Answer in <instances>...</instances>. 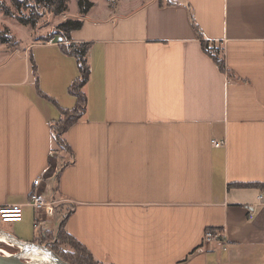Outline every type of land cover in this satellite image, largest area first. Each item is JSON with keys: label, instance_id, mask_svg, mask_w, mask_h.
<instances>
[{"label": "crops", "instance_id": "obj_1", "mask_svg": "<svg viewBox=\"0 0 264 264\" xmlns=\"http://www.w3.org/2000/svg\"><path fill=\"white\" fill-rule=\"evenodd\" d=\"M92 1L73 17L90 77L70 152H55L52 123L77 103V59L60 37L0 46V207L23 204L0 229L45 243L38 229L56 232L68 215V231L107 263L264 262V189L242 185L264 183V0ZM192 14L231 74L204 51ZM36 188L58 200L53 214L28 204ZM210 227L225 244L204 238Z\"/></svg>", "mask_w": 264, "mask_h": 264}, {"label": "trees", "instance_id": "obj_2", "mask_svg": "<svg viewBox=\"0 0 264 264\" xmlns=\"http://www.w3.org/2000/svg\"><path fill=\"white\" fill-rule=\"evenodd\" d=\"M15 3L20 7L23 5L26 0H14ZM34 4L32 5L35 10H32V13L27 16L17 15L16 17L24 24L36 25L38 20L39 11L36 10V7L43 6L44 8H50L56 13H62L66 9L65 0H33ZM79 9L82 15L87 13L90 8L93 6L92 0H79ZM7 13L12 14L11 10L8 7H5ZM192 23L197 31V34L202 40V47L218 67L222 71H227L229 74L232 71L226 64L224 48L221 44H216L215 42L206 39L201 33L198 24L196 23L193 14L191 15ZM83 18H67L62 21L57 26V31L47 34L42 37L41 40H50L56 37H62L60 44L62 48L67 52L75 56L78 63L79 75L72 81L69 86L70 92L77 97V103L72 108H63L61 107V116L59 119L55 120L52 123V136L54 139L55 152L57 153L60 150L72 151V148L65 136V133L68 129L77 122L86 111L87 96L83 89L85 84L88 82L90 77V65L87 58V53L90 48V43L80 42L76 43L73 41L71 32L74 29H78L83 25ZM59 40V39H58ZM15 41V43H14ZM20 40L10 32L9 28L0 29V44H6L8 46L13 45L17 46V43ZM32 70L37 77V64L31 57ZM257 185L264 189V183H243L242 185ZM68 215H64L59 223L57 233L49 229H38V236L40 240L45 241L49 246L56 251L63 259L67 260L72 264H105L101 260L95 258L93 253L83 244L79 239H77L66 227ZM208 229H221L217 227H210ZM207 229V230H208ZM56 233V236L53 239H50L49 235ZM68 248H64L63 246ZM8 248L16 249V245H8ZM113 264V263H109Z\"/></svg>", "mask_w": 264, "mask_h": 264}, {"label": "rangeland", "instance_id": "obj_3", "mask_svg": "<svg viewBox=\"0 0 264 264\" xmlns=\"http://www.w3.org/2000/svg\"><path fill=\"white\" fill-rule=\"evenodd\" d=\"M23 5L19 7L14 0H0V29L9 28L10 32L15 35L20 42L17 43V46H26V43L34 40H39L46 36L53 31H57V26L62 21L66 20L67 18H73L76 14L81 13L79 9V0H65L66 9L62 13H56L54 10L50 8H44L43 6L36 7V10L39 11L38 20L36 25L32 24H24L22 23L16 16H24L27 17L32 13V10L35 8L32 6L34 4L33 0H26ZM99 3H106L107 0H96ZM120 0H118L119 2ZM121 1H128V0H121ZM129 2V1H128ZM5 7H8L12 14L6 12ZM56 40L58 37L55 38ZM15 43V41H14ZM0 46L4 48L11 47L13 45L8 46L6 44H0ZM48 228L50 229H57V224L54 223L52 220L48 223ZM7 225V222L4 223ZM57 233V232H56ZM56 233L49 235L50 239H53L56 236ZM8 244L5 242L0 241V248H4L9 252H16L18 251L19 247L16 245V249L8 248ZM64 248H68L65 245ZM40 258H34L33 260L38 262L39 264H46V262L40 261ZM264 259V258H262ZM109 264V263H105ZM259 264H264V262H260Z\"/></svg>", "mask_w": 264, "mask_h": 264}, {"label": "built area", "instance_id": "obj_4", "mask_svg": "<svg viewBox=\"0 0 264 264\" xmlns=\"http://www.w3.org/2000/svg\"><path fill=\"white\" fill-rule=\"evenodd\" d=\"M54 40L53 38L50 39ZM215 144L220 145L223 141L214 140ZM43 181V177H37L34 181V185L38 187ZM260 195L259 198H261ZM58 200L50 197H45L41 194L38 188L34 189L28 200V204L33 206L37 211H44L46 214H53L55 211V205ZM254 211H251L250 215H253ZM23 217V204L4 205L0 207V221L10 222L21 220ZM206 240H217L220 244H225V233L223 229H208L205 233ZM0 241L5 242L8 245H14L13 242L7 238H0ZM5 253V252H4ZM11 252L7 253L10 254Z\"/></svg>", "mask_w": 264, "mask_h": 264}, {"label": "water", "instance_id": "obj_5", "mask_svg": "<svg viewBox=\"0 0 264 264\" xmlns=\"http://www.w3.org/2000/svg\"><path fill=\"white\" fill-rule=\"evenodd\" d=\"M0 238H11L13 244L19 247L18 251L10 254L0 251V264H39L33 260L34 258H40L39 260H44L46 264H72L63 259L46 242L25 241L4 229H0Z\"/></svg>", "mask_w": 264, "mask_h": 264}, {"label": "bare ground", "instance_id": "obj_6", "mask_svg": "<svg viewBox=\"0 0 264 264\" xmlns=\"http://www.w3.org/2000/svg\"><path fill=\"white\" fill-rule=\"evenodd\" d=\"M2 242V241H1ZM1 252L9 253V251L5 250L4 248H0Z\"/></svg>", "mask_w": 264, "mask_h": 264}]
</instances>
